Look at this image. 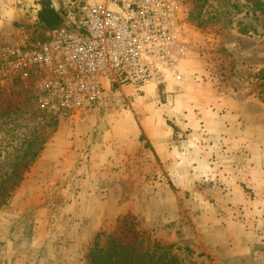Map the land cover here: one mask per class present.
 <instances>
[{
    "label": "rangeland",
    "instance_id": "1",
    "mask_svg": "<svg viewBox=\"0 0 264 264\" xmlns=\"http://www.w3.org/2000/svg\"><path fill=\"white\" fill-rule=\"evenodd\" d=\"M84 1L54 0L50 30L32 6L0 64ZM179 1L185 61L122 106L61 118L33 82L0 81V264H90L125 217L183 264H264V0Z\"/></svg>",
    "mask_w": 264,
    "mask_h": 264
},
{
    "label": "built area",
    "instance_id": "2",
    "mask_svg": "<svg viewBox=\"0 0 264 264\" xmlns=\"http://www.w3.org/2000/svg\"><path fill=\"white\" fill-rule=\"evenodd\" d=\"M179 0H85L81 15L46 40L8 47L0 81H31L61 117L124 105L126 88L165 86L188 54Z\"/></svg>",
    "mask_w": 264,
    "mask_h": 264
},
{
    "label": "trees",
    "instance_id": "3",
    "mask_svg": "<svg viewBox=\"0 0 264 264\" xmlns=\"http://www.w3.org/2000/svg\"><path fill=\"white\" fill-rule=\"evenodd\" d=\"M39 3L41 28L50 30L66 24V18L55 10L51 0H41ZM261 74L264 88V71ZM129 218L119 220L120 225L113 232L97 235L88 254L90 264H183L174 254L172 245L151 241L136 230Z\"/></svg>",
    "mask_w": 264,
    "mask_h": 264
},
{
    "label": "crops",
    "instance_id": "4",
    "mask_svg": "<svg viewBox=\"0 0 264 264\" xmlns=\"http://www.w3.org/2000/svg\"><path fill=\"white\" fill-rule=\"evenodd\" d=\"M39 1L40 0H0V41L8 40L15 35L16 32H19L18 25L25 23L29 17H33L31 14L32 6L38 11L41 8ZM51 1L54 2V0ZM175 110L178 111L177 107H174V111H170L173 116L176 113ZM169 151V148L159 147L157 149L160 158Z\"/></svg>",
    "mask_w": 264,
    "mask_h": 264
}]
</instances>
